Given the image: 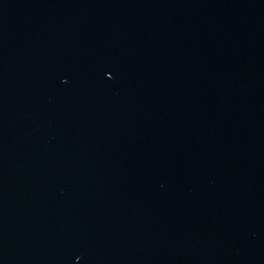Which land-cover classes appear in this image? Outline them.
I'll use <instances>...</instances> for the list:
<instances>
[{"label":"water","instance_id":"1","mask_svg":"<svg viewBox=\"0 0 264 264\" xmlns=\"http://www.w3.org/2000/svg\"><path fill=\"white\" fill-rule=\"evenodd\" d=\"M0 264H264V0H0Z\"/></svg>","mask_w":264,"mask_h":264}]
</instances>
